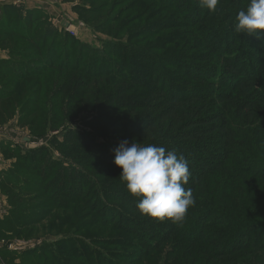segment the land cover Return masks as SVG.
Here are the masks:
<instances>
[{
	"label": "trees",
	"instance_id": "16d2710c",
	"mask_svg": "<svg viewBox=\"0 0 264 264\" xmlns=\"http://www.w3.org/2000/svg\"><path fill=\"white\" fill-rule=\"evenodd\" d=\"M249 4L78 0L84 23L126 33L101 48L61 37L41 10L0 7V122L61 134L49 140L59 160L19 150L4 172L0 240L31 238L47 216L70 234L55 249L2 251L5 264H264V39L235 32ZM125 140L187 160L196 204L182 226L137 209L114 164Z\"/></svg>",
	"mask_w": 264,
	"mask_h": 264
},
{
	"label": "clouds",
	"instance_id": "9594fccd",
	"mask_svg": "<svg viewBox=\"0 0 264 264\" xmlns=\"http://www.w3.org/2000/svg\"><path fill=\"white\" fill-rule=\"evenodd\" d=\"M220 0H199L202 8L217 11ZM236 33L264 39V0H250L246 10L236 17ZM122 141L115 149L114 164L122 169L120 178L141 215L157 223L170 221L182 226L189 209L196 204L191 189H186L191 178L187 160L175 150L164 147L142 146L141 143Z\"/></svg>",
	"mask_w": 264,
	"mask_h": 264
},
{
	"label": "rangeland",
	"instance_id": "374dc122",
	"mask_svg": "<svg viewBox=\"0 0 264 264\" xmlns=\"http://www.w3.org/2000/svg\"><path fill=\"white\" fill-rule=\"evenodd\" d=\"M9 3H15L14 6L18 9H21L22 12H24V9L41 10L43 13L47 14L48 21L50 22V27L56 30V33L59 32L58 34L61 37H63L65 34V30L63 28L68 25H72V28L75 29L76 23L81 21L84 25L83 27L77 26L75 37L79 41L88 43L89 45L97 48H101L104 44L103 42L105 41H123L126 37V33H124V36L122 38L113 39L111 38V36L103 33L101 30H98L94 26H90L80 20L78 17V13H76L73 9V6L78 3V0L69 2H65L63 0H0V7ZM0 58H8L7 52L4 50H0ZM85 116H87L85 113L80 115V117ZM71 127H76L77 129L87 132L84 126L80 123V120L73 122V125H71ZM54 135L58 136V138H60L61 136L58 130L54 132L47 131V133L43 134V136L33 135L28 128L21 127L17 124L16 116L12 119L6 120L5 122L1 121L0 145L6 146V144H8L11 150H13V153L9 154L5 151L0 150V180L5 177V171H8L10 169L13 170L14 164L17 161L16 155L19 150L24 153L33 145H37V147H46L49 150L50 154H52V156L56 160H59V158H61L60 152L56 151L54 146L49 142V140ZM127 146L130 147L131 145L128 144ZM34 147L36 148V146ZM1 148L2 147L0 146V149ZM2 150L5 149L2 148ZM9 208L10 202L7 200V197L4 195V193L0 190V218L8 214ZM64 213H66V211ZM62 224L63 221L57 222L56 219L53 218V216H47L45 217V219L34 225V227L37 228V231L35 232V235L31 236V238L26 239L23 236H19L10 240L1 239L0 256L3 255L2 251L5 250L20 253L26 250H31L35 247L38 248L43 244H49L53 249H55V247L53 246L55 243H57L58 241H65V238L70 237V234H66V232H64V230L67 229H65L66 226ZM77 245L78 244L76 242L73 246L76 247ZM14 247L16 248L14 249ZM107 249L109 250L111 249V247H102L101 252L106 253ZM8 253L6 252L7 256L10 258L11 256H9ZM64 254L65 253L61 255V258L66 261V256ZM12 258L13 257H11V259ZM0 264H5L1 258Z\"/></svg>",
	"mask_w": 264,
	"mask_h": 264
},
{
	"label": "built area",
	"instance_id": "2783aa9c",
	"mask_svg": "<svg viewBox=\"0 0 264 264\" xmlns=\"http://www.w3.org/2000/svg\"><path fill=\"white\" fill-rule=\"evenodd\" d=\"M15 4V3H14ZM83 23L81 22V21H79V22H77L76 23V25H75V29L74 28H72V25H68V26H66L65 28H63L64 30H65V32L66 33H68L69 35H71V36H76V29H77V26H79V27H83ZM42 145V144H41ZM34 146H36L37 147V145H33V146H31V148H35ZM39 146H40V144H39ZM13 248V247H12ZM16 247H14V249H15Z\"/></svg>",
	"mask_w": 264,
	"mask_h": 264
},
{
	"label": "crops",
	"instance_id": "0c3cea01",
	"mask_svg": "<svg viewBox=\"0 0 264 264\" xmlns=\"http://www.w3.org/2000/svg\"><path fill=\"white\" fill-rule=\"evenodd\" d=\"M2 210H3V208H2Z\"/></svg>",
	"mask_w": 264,
	"mask_h": 264
}]
</instances>
